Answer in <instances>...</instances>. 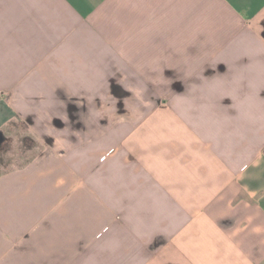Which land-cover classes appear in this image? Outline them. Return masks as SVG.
Wrapping results in <instances>:
<instances>
[{"label": "crops", "instance_id": "1", "mask_svg": "<svg viewBox=\"0 0 264 264\" xmlns=\"http://www.w3.org/2000/svg\"><path fill=\"white\" fill-rule=\"evenodd\" d=\"M0 264H264V0H0Z\"/></svg>", "mask_w": 264, "mask_h": 264}, {"label": "rangeland", "instance_id": "2", "mask_svg": "<svg viewBox=\"0 0 264 264\" xmlns=\"http://www.w3.org/2000/svg\"><path fill=\"white\" fill-rule=\"evenodd\" d=\"M5 141L0 143V175L22 168L41 151L34 140L19 124L1 131Z\"/></svg>", "mask_w": 264, "mask_h": 264}, {"label": "trees", "instance_id": "3", "mask_svg": "<svg viewBox=\"0 0 264 264\" xmlns=\"http://www.w3.org/2000/svg\"><path fill=\"white\" fill-rule=\"evenodd\" d=\"M5 138L3 137V135L0 133V143L4 142Z\"/></svg>", "mask_w": 264, "mask_h": 264}]
</instances>
